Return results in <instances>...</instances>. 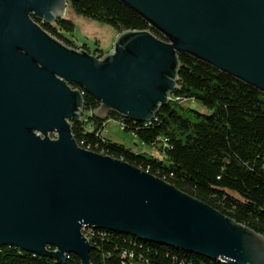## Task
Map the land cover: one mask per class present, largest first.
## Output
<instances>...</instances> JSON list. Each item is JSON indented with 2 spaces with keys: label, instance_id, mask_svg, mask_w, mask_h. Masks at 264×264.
Here are the masks:
<instances>
[{
  "label": "water",
  "instance_id": "water-1",
  "mask_svg": "<svg viewBox=\"0 0 264 264\" xmlns=\"http://www.w3.org/2000/svg\"><path fill=\"white\" fill-rule=\"evenodd\" d=\"M151 30H125L97 56L38 22L68 0H0V248L94 264L86 227L228 264H264V235L167 180L81 146L84 93L147 123L169 104L189 54L264 93V0H118ZM55 134V138H51Z\"/></svg>",
  "mask_w": 264,
  "mask_h": 264
},
{
  "label": "trees",
  "instance_id": "trees-1",
  "mask_svg": "<svg viewBox=\"0 0 264 264\" xmlns=\"http://www.w3.org/2000/svg\"><path fill=\"white\" fill-rule=\"evenodd\" d=\"M68 7L118 32L151 30L166 40L118 0H68ZM38 22L64 44L76 48L62 34L75 32L72 19L59 18L53 25ZM83 48L89 50L87 45ZM179 57L178 87L154 120L142 123L117 113L103 120L94 114L100 102L84 93V113L73 124L74 137L81 146L155 174L264 235V93L189 54L179 53ZM183 100H193L207 112L187 106ZM110 119L121 120L124 131L149 147L160 145V155L136 152L104 137ZM91 244L94 264H228L109 230H96ZM0 264L81 262L75 254L61 263L15 246H3Z\"/></svg>",
  "mask_w": 264,
  "mask_h": 264
},
{
  "label": "rangeland",
  "instance_id": "rangeland-1",
  "mask_svg": "<svg viewBox=\"0 0 264 264\" xmlns=\"http://www.w3.org/2000/svg\"><path fill=\"white\" fill-rule=\"evenodd\" d=\"M65 16L75 22L76 30L74 33L62 32V34L66 38L72 40L76 48L87 45L89 51L95 55H99L101 52L105 54L112 50L115 38L119 34L115 28L108 24L76 14L70 7H68ZM182 102L187 106H194L202 112H207L205 107L195 103L193 100H183ZM119 123L117 119H110L107 126H105L103 136L112 139L114 142L123 144L126 147L132 148L136 152L148 151L156 156L160 155V145L149 147L140 142L134 134L124 131ZM50 136L51 138H55L56 135L51 134Z\"/></svg>",
  "mask_w": 264,
  "mask_h": 264
},
{
  "label": "built area",
  "instance_id": "built-area-1",
  "mask_svg": "<svg viewBox=\"0 0 264 264\" xmlns=\"http://www.w3.org/2000/svg\"><path fill=\"white\" fill-rule=\"evenodd\" d=\"M119 122H120L119 124H120L121 128L124 129L125 128L124 123L121 120H119ZM82 144H83V142H82ZM87 149H89V147ZM96 230H100V229H94V228L86 227L83 229V232L91 241V238L95 235Z\"/></svg>",
  "mask_w": 264,
  "mask_h": 264
}]
</instances>
